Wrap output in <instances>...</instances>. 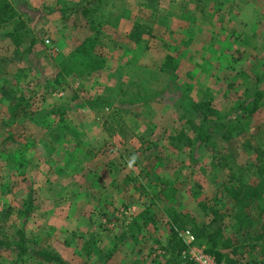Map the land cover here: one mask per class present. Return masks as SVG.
<instances>
[{
	"label": "rangeland",
	"instance_id": "1",
	"mask_svg": "<svg viewBox=\"0 0 264 264\" xmlns=\"http://www.w3.org/2000/svg\"><path fill=\"white\" fill-rule=\"evenodd\" d=\"M8 1L0 264H192L201 224L219 260L264 264V0Z\"/></svg>",
	"mask_w": 264,
	"mask_h": 264
},
{
	"label": "trees",
	"instance_id": "2",
	"mask_svg": "<svg viewBox=\"0 0 264 264\" xmlns=\"http://www.w3.org/2000/svg\"><path fill=\"white\" fill-rule=\"evenodd\" d=\"M15 14L11 4L9 3L8 0H0V24L4 23L6 21H8L11 17H13ZM77 52H81L84 53V49L83 47L80 48H76ZM193 109L196 108L195 105L192 106ZM175 138H177V143H181L180 140L182 138H185L186 140L184 141V146L188 145L190 142L187 140L186 136L184 134H182L181 132H179ZM225 193L228 197H230V199H232L234 201V203L239 206V207H246L249 203V200L253 199L256 195H258L259 193V187L257 188L256 186H252L250 184H244L242 186H231V187H227L225 188ZM209 211H211V215H215L216 211L212 210L211 208L209 209ZM213 218H211L209 225L213 222L212 221ZM234 219L236 222H238L239 227L241 225V220L242 217L240 214H235ZM212 221V222H211ZM247 223L249 225V223H251V220L247 219ZM207 224H201L199 226H194V230H191V235L194 239L197 238H203V243L204 244H208V247L211 248V250L206 249L204 252L208 253L209 255H213L214 258L217 261H221L220 256L214 252L212 249H214V247L216 246V237L217 235L220 233V227L219 225H215L212 226V228L210 230L207 229ZM262 228H264V224L261 225ZM241 229V240L243 241H249V243L247 244L249 248H254L256 247V244L253 243L255 240V236L249 237L247 234V231L243 230L245 228H240ZM253 241V242H252ZM201 245V244H200ZM260 253L263 254L264 252V246H261L259 248ZM38 255H45L44 253H37ZM216 254V255H215ZM231 255H235V252L233 249H231ZM232 257V256H231ZM223 262V261H222ZM223 264H238L237 263V259L235 258H228L225 260V262H223Z\"/></svg>",
	"mask_w": 264,
	"mask_h": 264
},
{
	"label": "crops",
	"instance_id": "3",
	"mask_svg": "<svg viewBox=\"0 0 264 264\" xmlns=\"http://www.w3.org/2000/svg\"><path fill=\"white\" fill-rule=\"evenodd\" d=\"M211 7V6H210ZM200 8V7H199ZM13 10L15 11V9L13 8ZM212 12V9H207V11L206 12ZM217 19L216 18H214L215 17V15H216V13H213L212 14V16H210L208 19H210L209 21L210 22H203L202 21V19H196V22H197V27L198 26H200V25H209V23L210 24H212L213 26L216 24V22H218V21H220L221 20V17H220V14H219V11H217ZM223 17H224V15H223ZM226 17V16H225ZM224 21H227V19H224ZM10 24H8V21H6V22H4V23H1L0 24V31H11V29H9L8 28V26H9ZM243 34H245V37L243 38L244 40H247V39H251V36H253L251 33H248L247 31H244V33ZM242 34V35H243ZM239 46L240 47H242V44L240 43L239 44ZM242 49V48H241ZM240 67V66H239ZM250 65L247 67V69L248 70H250ZM244 71V72H246V73H254V71L251 69V71H246L245 69H240V70H237V75H242V73L243 72H241V71ZM239 71V72H238ZM221 72H223L222 70H219L218 72H216V71H210V70H207V69H205V70H203L202 71V73H205V74H209V73H211L212 75H214V74H218V73H221ZM234 74H235V72H234ZM244 74V73H243ZM229 81H232V80H229ZM234 83H235V81H234ZM228 84V83H227ZM227 84H225V86H227ZM230 86H235V84L234 85H230ZM230 110H227L226 112H224V114L222 115V116H224V117H228V115H230ZM224 117H221V120H224L223 118ZM220 126V125H219ZM75 217V216H74ZM12 247H14V246H12ZM159 250H162V253L161 254H163V256L164 257H166L167 255H165L164 254V250L163 249H159ZM151 264H154V262H151Z\"/></svg>",
	"mask_w": 264,
	"mask_h": 264
},
{
	"label": "built area",
	"instance_id": "4",
	"mask_svg": "<svg viewBox=\"0 0 264 264\" xmlns=\"http://www.w3.org/2000/svg\"><path fill=\"white\" fill-rule=\"evenodd\" d=\"M186 237L188 240L185 242L187 245L192 240V237L187 233ZM179 235H181L179 233ZM158 252L162 253V250H159ZM188 254L189 260L192 262V264H223L222 261H217L214 256L207 254L202 250V248L198 247H192L189 249V251H183L182 255Z\"/></svg>",
	"mask_w": 264,
	"mask_h": 264
},
{
	"label": "clouds",
	"instance_id": "5",
	"mask_svg": "<svg viewBox=\"0 0 264 264\" xmlns=\"http://www.w3.org/2000/svg\"><path fill=\"white\" fill-rule=\"evenodd\" d=\"M132 160H135V156L132 157ZM129 167H131V162L129 163Z\"/></svg>",
	"mask_w": 264,
	"mask_h": 264
}]
</instances>
